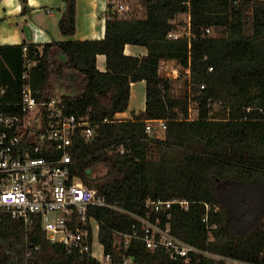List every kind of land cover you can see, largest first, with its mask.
Wrapping results in <instances>:
<instances>
[{
    "label": "trees",
    "instance_id": "1",
    "mask_svg": "<svg viewBox=\"0 0 264 264\" xmlns=\"http://www.w3.org/2000/svg\"><path fill=\"white\" fill-rule=\"evenodd\" d=\"M134 1L145 8V17L108 18L103 40L52 42L42 51L31 43L0 46L2 82L10 95H19L29 61L36 64L29 84L38 100H51L55 84L68 92L76 87L75 96L62 99V108L87 117L95 136L90 142L74 139L71 180H80L128 213L89 210L113 264L122 257L133 264H185L139 240L127 250L118 243V235L133 233V215L149 213L147 200L189 203L187 211L179 205L169 211L172 234L179 240L213 255L264 264V0ZM22 2L26 12L27 0ZM64 2L59 29L62 36L73 37L76 0ZM248 14L251 35L245 34ZM180 15L190 17L188 35L169 39L179 32L172 22ZM217 30L224 36L213 37ZM127 45L148 53L127 56ZM100 55L106 57L105 72L97 69ZM162 61H176L189 72L188 97H172L171 80L159 73ZM139 82L146 83L145 111L132 120H117L129 108L131 85ZM192 104L198 111L195 120ZM153 121H165L163 139L146 133ZM206 215L208 225L203 223ZM0 264L100 263L67 256L62 246L45 238L39 224L28 229L6 219L0 223ZM190 264L224 263L194 257Z\"/></svg>",
    "mask_w": 264,
    "mask_h": 264
},
{
    "label": "built area",
    "instance_id": "2",
    "mask_svg": "<svg viewBox=\"0 0 264 264\" xmlns=\"http://www.w3.org/2000/svg\"><path fill=\"white\" fill-rule=\"evenodd\" d=\"M135 3L139 4L134 0H116L109 19H143L132 17L131 7ZM184 35L173 32L168 38L178 40ZM28 51V46H24L25 58ZM35 65L27 62L20 94L10 95L9 88L1 79L0 55V223L11 219L22 222L28 229L39 224L45 238L52 245L62 246L67 256L113 264V257L105 254L104 250L101 258L97 256L95 247L99 241L100 225L89 216V210L95 207L128 213L109 204L97 190L85 186L80 180H71L73 141L81 137L90 142L95 136L93 124L87 117L77 118L66 113L55 97L40 101L34 96L29 84V71ZM103 123L109 121L104 120ZM155 125L158 131L166 130L165 121H153L147 124L146 133L152 135ZM43 154L48 155L47 158L42 157ZM174 205H179L184 211L189 207L186 201L147 200L145 207L149 213L145 217L133 215L136 221L133 233L117 236L122 248L127 250L133 240H139L147 249H163L171 260L185 264H190L194 257L224 264H247L213 255L174 237L169 222V211ZM203 223L208 225V215ZM119 264L133 262L122 257Z\"/></svg>",
    "mask_w": 264,
    "mask_h": 264
},
{
    "label": "crops",
    "instance_id": "3",
    "mask_svg": "<svg viewBox=\"0 0 264 264\" xmlns=\"http://www.w3.org/2000/svg\"><path fill=\"white\" fill-rule=\"evenodd\" d=\"M116 0H76L77 18L76 34L73 37L62 36L59 29L60 19L65 11L64 0H27V10L23 12L22 0H0V46H18L25 43H31L39 51H42L46 44L52 42H82V41H100L106 35V22L113 13V5ZM143 7V6H142ZM144 9V17L146 10ZM40 10H46L48 18L45 24L38 23L36 18ZM50 12V14H48ZM186 18V19H185ZM186 21V30L190 29L189 15L178 16L172 24L176 30H179L180 24ZM27 26L32 31V41H27L23 27ZM125 55L131 57H144L147 50L138 46L127 45L124 51ZM177 67V69L175 68ZM181 68L176 61H162L159 67L161 77L169 79L172 73ZM97 69L100 72L106 71V57L100 55L97 57ZM176 69V70H175ZM180 70V69H179ZM181 70H183L181 68ZM189 75L188 71L183 70ZM182 72V71H181ZM134 90L138 95H143L144 106L142 109L132 108ZM146 101V83L139 82L131 85V96L128 110L116 116L117 120H132L133 115L138 116L145 111ZM99 245L98 256L101 258L104 250Z\"/></svg>",
    "mask_w": 264,
    "mask_h": 264
},
{
    "label": "rangeland",
    "instance_id": "4",
    "mask_svg": "<svg viewBox=\"0 0 264 264\" xmlns=\"http://www.w3.org/2000/svg\"><path fill=\"white\" fill-rule=\"evenodd\" d=\"M133 14L132 17H139L142 18L144 17V9L141 5L139 4H132L131 7ZM36 18L38 19V23L40 24H45L48 20L47 16H46V10H40L37 15ZM186 19V18H185ZM247 20V26L245 27V34L246 35H251L252 34V15L248 14L246 17ZM186 26L187 23L186 21H183L180 24V28H179V33L181 34H187L188 31L186 30ZM211 35L213 37H222L224 36V32L222 30H217V31H212ZM177 69V67H175ZM175 69V70H176ZM180 69V70H179ZM177 70V72L175 71V73L170 76V80L172 82V97L175 99H182V98H186L190 95V87L188 84V76L186 74V72H184L183 70H181V68H179ZM182 71V72H181ZM144 106V98L143 95H138V93L136 92V90H134V95H133V102H132V108L135 110H139L142 109ZM215 108H218V106H215ZM190 113H191V119L195 120L198 118V111L196 108V105L192 104L190 107ZM155 134L152 135L153 139H163V133L161 131H158V126L155 125ZM119 243V241H118ZM99 245L96 243V253L98 256L99 253ZM99 257V256H98Z\"/></svg>",
    "mask_w": 264,
    "mask_h": 264
},
{
    "label": "water",
    "instance_id": "5",
    "mask_svg": "<svg viewBox=\"0 0 264 264\" xmlns=\"http://www.w3.org/2000/svg\"><path fill=\"white\" fill-rule=\"evenodd\" d=\"M24 33H25V37L27 39V41L31 42L32 41V31L27 27L24 26L23 27ZM59 57V56H58ZM62 57L65 61L66 58L63 56ZM71 78H73V75L71 76ZM76 95V87L73 86V91L72 92H68L65 88H61L58 84L54 85V93H53V97H55L58 101H59V105H62V99L64 97H73Z\"/></svg>",
    "mask_w": 264,
    "mask_h": 264
}]
</instances>
